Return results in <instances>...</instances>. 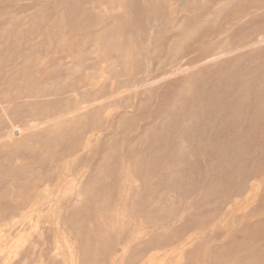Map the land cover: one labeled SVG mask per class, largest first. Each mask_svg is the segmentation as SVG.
<instances>
[{
  "label": "rangeland",
  "instance_id": "rangeland-1",
  "mask_svg": "<svg viewBox=\"0 0 264 264\" xmlns=\"http://www.w3.org/2000/svg\"><path fill=\"white\" fill-rule=\"evenodd\" d=\"M0 264H264V0H0Z\"/></svg>",
  "mask_w": 264,
  "mask_h": 264
},
{
  "label": "bare ground",
  "instance_id": "bare-ground-1",
  "mask_svg": "<svg viewBox=\"0 0 264 264\" xmlns=\"http://www.w3.org/2000/svg\"><path fill=\"white\" fill-rule=\"evenodd\" d=\"M83 220H84V219H83ZM97 246H98V245H97ZM97 246H96V247H97ZM100 247H101V246H100ZM98 248H99V247H98Z\"/></svg>",
  "mask_w": 264,
  "mask_h": 264
}]
</instances>
